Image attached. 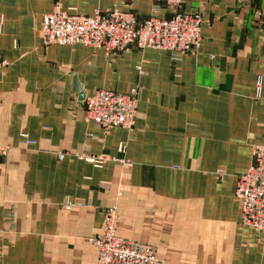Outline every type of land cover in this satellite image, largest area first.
<instances>
[{
	"label": "crops",
	"instance_id": "1",
	"mask_svg": "<svg viewBox=\"0 0 264 264\" xmlns=\"http://www.w3.org/2000/svg\"><path fill=\"white\" fill-rule=\"evenodd\" d=\"M182 2L202 15V42L175 61L152 48L43 45L42 16L57 3L167 17L153 0H0V264H97L110 206L118 234L163 264H264V231L243 223L235 197L264 145V0ZM100 90H136L133 131L86 119L84 100ZM75 154L133 165L96 168Z\"/></svg>",
	"mask_w": 264,
	"mask_h": 264
},
{
	"label": "built area",
	"instance_id": "2",
	"mask_svg": "<svg viewBox=\"0 0 264 264\" xmlns=\"http://www.w3.org/2000/svg\"><path fill=\"white\" fill-rule=\"evenodd\" d=\"M157 7H164L169 14L165 18L151 16L139 20L132 12L117 8L97 11L92 16L67 11L57 3L41 21L43 45L74 46L81 44L107 53H122L131 48L139 50H163L173 60L194 54L201 46L200 13L182 11V0H153ZM9 62L0 55V71ZM264 80L258 76L256 94L263 92ZM86 119L95 122L106 132L115 127L133 131L137 121L139 97L136 90L123 94L112 90H100L84 100ZM28 145H35L28 135L21 136ZM124 154L126 146L121 144ZM68 154L61 153L62 160ZM79 159L101 168L108 162H118L131 167L133 162L121 157L75 154ZM222 178V176H221ZM235 197L240 205L243 223L253 229L264 231V145L253 148V162L245 174L238 177ZM71 204L66 205L70 210ZM116 206L104 210L102 230L94 237L98 251L97 264H163L156 249L148 244L126 239L118 234Z\"/></svg>",
	"mask_w": 264,
	"mask_h": 264
}]
</instances>
